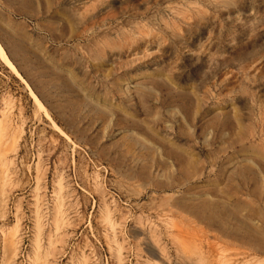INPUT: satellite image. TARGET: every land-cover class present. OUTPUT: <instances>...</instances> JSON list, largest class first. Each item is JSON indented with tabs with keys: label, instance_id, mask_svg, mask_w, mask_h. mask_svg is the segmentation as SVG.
<instances>
[{
	"label": "rangeland",
	"instance_id": "374dc122",
	"mask_svg": "<svg viewBox=\"0 0 264 264\" xmlns=\"http://www.w3.org/2000/svg\"><path fill=\"white\" fill-rule=\"evenodd\" d=\"M0 43V264H264V0H0Z\"/></svg>",
	"mask_w": 264,
	"mask_h": 264
},
{
	"label": "bare ground",
	"instance_id": "6f19581e",
	"mask_svg": "<svg viewBox=\"0 0 264 264\" xmlns=\"http://www.w3.org/2000/svg\"><path fill=\"white\" fill-rule=\"evenodd\" d=\"M0 56L2 57V60L4 62V64L7 66V68L9 70H11L23 83H26V80L23 78V76L20 74L18 68L14 65V63L10 60V58L8 57L6 51L4 50L3 46L1 45L0 43ZM30 95H31V98L43 109V105L42 103L40 102V100L37 98V96L34 94L33 91L30 90ZM1 120L0 119V125H1ZM4 120V119H3ZM2 120V121H3ZM7 120V119H6ZM5 123V122H3ZM7 123V122H6ZM5 123V124H6ZM17 130V129H16ZM16 132V131H15ZM17 134V133H16ZM63 186V185H62ZM61 204V203H60ZM62 212V211H61ZM64 217V215H63ZM39 225V224H38ZM119 260V259H118ZM198 262V261H197Z\"/></svg>",
	"mask_w": 264,
	"mask_h": 264
}]
</instances>
